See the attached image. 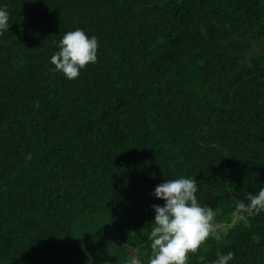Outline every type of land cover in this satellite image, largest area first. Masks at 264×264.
<instances>
[{
    "label": "trees",
    "instance_id": "1",
    "mask_svg": "<svg viewBox=\"0 0 264 264\" xmlns=\"http://www.w3.org/2000/svg\"><path fill=\"white\" fill-rule=\"evenodd\" d=\"M0 264H124L165 180L196 178L216 211L187 264H264V0H0ZM77 28L99 42L78 78L53 71ZM257 50L249 57V54Z\"/></svg>",
    "mask_w": 264,
    "mask_h": 264
},
{
    "label": "clouds",
    "instance_id": "2",
    "mask_svg": "<svg viewBox=\"0 0 264 264\" xmlns=\"http://www.w3.org/2000/svg\"><path fill=\"white\" fill-rule=\"evenodd\" d=\"M9 30V13L0 6V33ZM58 51L50 58L53 71L60 72L68 80L79 77L80 71L89 63L97 62L99 42L77 28L68 31L57 42ZM196 178L183 176L165 180L155 187L152 195L163 205H153L155 213L147 236L151 254L146 260L139 250L129 253L124 264H187L188 254L195 253L210 237L221 240L222 233L214 223L216 211L201 205L197 199ZM264 213V187L258 192H248L243 200H237L231 215L244 219ZM234 253L218 251L211 264H229Z\"/></svg>",
    "mask_w": 264,
    "mask_h": 264
},
{
    "label": "rangeland",
    "instance_id": "3",
    "mask_svg": "<svg viewBox=\"0 0 264 264\" xmlns=\"http://www.w3.org/2000/svg\"><path fill=\"white\" fill-rule=\"evenodd\" d=\"M256 51H257V50L252 51V52L249 54V57H251L253 54H255Z\"/></svg>",
    "mask_w": 264,
    "mask_h": 264
}]
</instances>
